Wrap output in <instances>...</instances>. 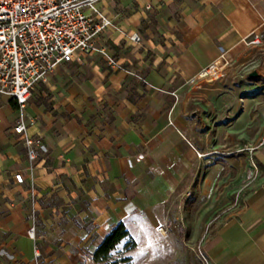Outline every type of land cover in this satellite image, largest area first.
I'll list each match as a JSON object with an SVG mask.
<instances>
[{"label":"crops","instance_id":"crops-1","mask_svg":"<svg viewBox=\"0 0 264 264\" xmlns=\"http://www.w3.org/2000/svg\"><path fill=\"white\" fill-rule=\"evenodd\" d=\"M99 7L114 23L101 44L124 70L83 55L35 88L26 110L29 135L42 138L33 171L14 131L17 105L0 95V264H101L94 253L119 224L136 242L119 264H205L199 248L208 264H264V146L252 148L250 110L240 101L231 110V71L249 60L247 40L264 41V0ZM196 182V198L212 205L197 210L188 239L173 232L169 203ZM215 207L224 216L211 226ZM190 210L181 212L188 226Z\"/></svg>","mask_w":264,"mask_h":264},{"label":"built area","instance_id":"built-area-1","mask_svg":"<svg viewBox=\"0 0 264 264\" xmlns=\"http://www.w3.org/2000/svg\"><path fill=\"white\" fill-rule=\"evenodd\" d=\"M100 1L0 0V95L12 98L17 105L20 117L14 131L23 138L31 171L42 146V138L29 135L26 124V110L35 88L60 65L81 61L83 55L98 54L112 69L124 70L101 44L114 23L99 7ZM130 40L142 43L139 35H132ZM263 42L254 36L246 43ZM34 235L32 228L30 236ZM198 253L208 264L201 248Z\"/></svg>","mask_w":264,"mask_h":264},{"label":"rangeland","instance_id":"rangeland-1","mask_svg":"<svg viewBox=\"0 0 264 264\" xmlns=\"http://www.w3.org/2000/svg\"><path fill=\"white\" fill-rule=\"evenodd\" d=\"M251 46V54L246 64L231 71V79L233 81V83H231V97L234 98V102L231 105V110H233V106L237 101H240L239 104L242 106V109L245 105L248 110H250V127L252 128L251 132L253 139L252 148L255 149L259 148L260 146H264V42L260 45ZM227 68L228 67H224L222 69V72H219L216 76L214 75L210 77H203V79L209 78L211 80H216V78L221 77V74H223V72ZM254 71H257L259 74L257 77L251 78L249 74ZM244 86L245 89L243 88ZM244 100H246L247 102H245ZM226 112L227 109H225V112L223 113ZM220 156L223 157L222 155ZM222 180H224L223 176ZM199 185L200 184L197 182L193 184L191 195L183 197L180 196L179 193H177L169 203V206L171 207L170 217L172 221L171 226L173 228V232H175V234L177 235H181L182 237L186 236L188 239H194V235L197 233L195 226V220L197 219V210L203 206L209 208L212 205L211 197H206L205 199H201L200 197L196 198L197 195L195 191L197 190V187ZM227 186L228 182H221L217 189V192L220 193ZM229 206L231 205L229 204ZM220 207H225V205H222ZM184 208L192 209L186 216L188 217L189 226L182 221L183 218H185L184 214L181 213ZM217 210L218 209H216L215 207V209L210 211L209 214L205 216L204 223L210 220V225L212 226L217 221V219H219V217L224 216V214L221 213L222 211ZM155 238L161 244L165 245V235L162 236L159 233H156ZM164 245H161L159 248L168 252V249L165 248ZM129 251L125 249V246L120 247V251L115 253L112 260L126 257Z\"/></svg>","mask_w":264,"mask_h":264},{"label":"trees","instance_id":"trees-1","mask_svg":"<svg viewBox=\"0 0 264 264\" xmlns=\"http://www.w3.org/2000/svg\"><path fill=\"white\" fill-rule=\"evenodd\" d=\"M129 238V232L124 224H119L110 234L106 236L100 247L95 251L94 258L101 264H119L127 262L128 257H123L117 260L113 259V251H115L118 245L125 239ZM136 247V242L129 238L125 244L127 251Z\"/></svg>","mask_w":264,"mask_h":264},{"label":"water","instance_id":"water-1","mask_svg":"<svg viewBox=\"0 0 264 264\" xmlns=\"http://www.w3.org/2000/svg\"><path fill=\"white\" fill-rule=\"evenodd\" d=\"M258 76V72L257 71H254V72H252L251 74H250V77H252V78H255V77H257Z\"/></svg>","mask_w":264,"mask_h":264}]
</instances>
